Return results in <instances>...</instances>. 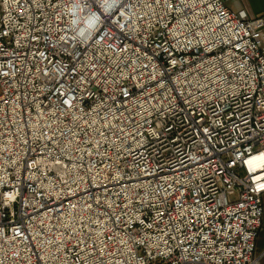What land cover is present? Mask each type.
Here are the masks:
<instances>
[{"label": "built area", "instance_id": "obj_1", "mask_svg": "<svg viewBox=\"0 0 264 264\" xmlns=\"http://www.w3.org/2000/svg\"><path fill=\"white\" fill-rule=\"evenodd\" d=\"M263 28L223 0H0V264H257Z\"/></svg>", "mask_w": 264, "mask_h": 264}, {"label": "crops", "instance_id": "obj_2", "mask_svg": "<svg viewBox=\"0 0 264 264\" xmlns=\"http://www.w3.org/2000/svg\"><path fill=\"white\" fill-rule=\"evenodd\" d=\"M226 6L235 12H246V18H257L264 14V0H223ZM264 30V28H263ZM264 207V195H263ZM255 254L257 256V264H264V211L262 223L258 229L256 238Z\"/></svg>", "mask_w": 264, "mask_h": 264}, {"label": "bare ground", "instance_id": "obj_3", "mask_svg": "<svg viewBox=\"0 0 264 264\" xmlns=\"http://www.w3.org/2000/svg\"><path fill=\"white\" fill-rule=\"evenodd\" d=\"M256 262H257V260H256Z\"/></svg>", "mask_w": 264, "mask_h": 264}, {"label": "rangeland", "instance_id": "obj_4", "mask_svg": "<svg viewBox=\"0 0 264 264\" xmlns=\"http://www.w3.org/2000/svg\"><path fill=\"white\" fill-rule=\"evenodd\" d=\"M257 261H258V259H257Z\"/></svg>", "mask_w": 264, "mask_h": 264}]
</instances>
